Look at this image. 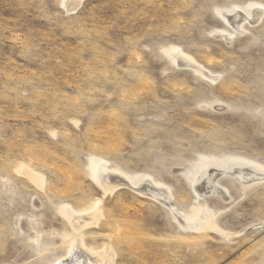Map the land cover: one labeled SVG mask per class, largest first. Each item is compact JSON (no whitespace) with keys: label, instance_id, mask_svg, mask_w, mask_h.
Returning <instances> with one entry per match:
<instances>
[{"label":"rangeland","instance_id":"rangeland-1","mask_svg":"<svg viewBox=\"0 0 264 264\" xmlns=\"http://www.w3.org/2000/svg\"><path fill=\"white\" fill-rule=\"evenodd\" d=\"M69 1L0 0V264H264V0Z\"/></svg>","mask_w":264,"mask_h":264},{"label":"bare ground","instance_id":"bare-ground-1","mask_svg":"<svg viewBox=\"0 0 264 264\" xmlns=\"http://www.w3.org/2000/svg\"><path fill=\"white\" fill-rule=\"evenodd\" d=\"M71 1V0H70ZM69 1V2H70ZM68 9V8H67ZM260 9V8H258ZM72 10V9H71ZM264 10V9H262ZM260 11V10H259ZM72 12V11H71ZM236 12V11H235ZM238 12V11H237ZM239 13V12H238ZM254 13V12H253ZM232 14V12H231ZM231 14L229 13L228 15L231 16ZM236 14V13H235ZM234 12H233V15L234 17L235 16H239L238 14L235 15ZM255 14V13H254ZM223 16H227V15H223ZM247 16H253V14H249ZM257 16V15H255ZM253 18V17H252ZM226 20H229L228 17L225 18ZM241 19V18H240ZM248 19V18H247ZM250 19V18H249ZM257 19V18H256ZM232 20V19H231ZM252 20V19H251ZM230 21V20H229ZM240 21V20H239ZM253 21V20H252ZM234 22V21H233ZM254 22V21H253ZM251 22V23H253ZM256 22V21H255ZM232 23V21H231ZM235 24V23H234ZM173 57L174 59L178 62L179 60L180 61H183L184 60V57L180 56L178 53H175L173 54ZM185 62V61H184ZM181 63V62H180ZM189 64H186V65H190L191 63L188 62ZM185 64V63H184ZM183 64V65H184ZM209 170V169H208ZM212 171H215L213 169H210ZM24 171V170H23ZM207 171V170H206ZM218 171H222L223 174L225 175H231L235 180H244L246 182H249V181H253L255 179H258L256 178L259 177L258 174H256V172L250 170V169H243V168H238V169H235V168H232V169H228V170H218ZM254 172V173H253ZM27 173V172H26ZM205 173V172H204ZM25 174V172H24ZM29 175V173H28ZM27 175V176H28ZM204 176L205 174H203V177L201 179H203V181H201V183H206L207 181L204 179ZM33 177V176H32ZM31 177V178H32ZM263 177V176H262ZM29 178V177H28ZM35 179V178H34ZM261 179V178H260ZM95 180L101 184L104 188H106L107 191H109L110 189H115V187H121L123 185H127V179L123 178V177H120L119 175L118 176H113V175H110L105 169L104 167H102V165H98L96 167V170H95ZM262 180V179H261ZM260 181V180H258ZM41 182V181H40ZM244 183V182H243ZM35 184V183H34ZM130 187H134L133 185H129ZM139 187H137L135 190H137L138 192L142 193V194H147L149 195L151 198H154V199H157L158 201H161V203L163 204H166V201H165V197L163 195V193H160L159 192V189L154 186V184H152L151 182H148V181H145L144 184H141V185H138ZM204 186V185H203ZM206 186V185H205ZM198 190V189H197ZM110 192V191H109ZM148 197V196H147ZM96 210V209H95ZM89 213V212H88ZM87 214V213H85ZM79 215V214H78ZM98 213L96 211H92L90 212L86 217H82L83 215L81 216H77L76 214L74 213H67V217L71 223V225L79 230L80 226L81 225H87V221L91 220L94 216H97ZM176 216V215H175ZM205 218L203 217L202 220H204ZM178 222V224H180L181 226H183L184 228H191L193 229L194 224H191V225H187L185 223H182V221L177 218L176 219ZM199 226H201V224H198ZM88 252H86L83 248V246L79 243V242H75L72 247L70 248L69 250V254L67 255V257H65L63 260L61 261H58L57 263H54V264H100L101 261L99 260L98 258V255H95V259H92L93 258V255L89 254L87 255ZM91 256V257H89ZM100 257V256H99Z\"/></svg>","mask_w":264,"mask_h":264}]
</instances>
